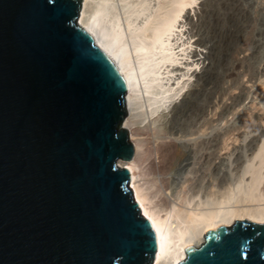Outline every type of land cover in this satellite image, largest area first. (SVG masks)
Wrapping results in <instances>:
<instances>
[{
  "label": "water",
  "instance_id": "obj_1",
  "mask_svg": "<svg viewBox=\"0 0 264 264\" xmlns=\"http://www.w3.org/2000/svg\"><path fill=\"white\" fill-rule=\"evenodd\" d=\"M83 0H0V264H153L157 236L119 159L127 83ZM177 264H264V222L207 231Z\"/></svg>",
  "mask_w": 264,
  "mask_h": 264
},
{
  "label": "bare ground",
  "instance_id": "obj_2",
  "mask_svg": "<svg viewBox=\"0 0 264 264\" xmlns=\"http://www.w3.org/2000/svg\"><path fill=\"white\" fill-rule=\"evenodd\" d=\"M197 3L198 0H83L79 15L80 23L113 59L127 83L123 126L128 128L135 151L130 159L118 161L130 169L134 196L155 230L158 248L153 264H177L210 229L232 226L244 218L264 222L263 129L255 137L253 142L257 143L250 148L251 156L247 155L235 180L228 185L226 178L221 179L224 190L219 193L217 189L219 196L206 199L182 194L163 197V175L172 165L186 163L190 155L182 151L176 137L147 147L142 136L151 124L156 126L157 121L169 116L179 119L192 107L193 82L203 78L209 57L208 46L195 41L191 31ZM172 125L175 127V120Z\"/></svg>",
  "mask_w": 264,
  "mask_h": 264
},
{
  "label": "rangeland",
  "instance_id": "obj_3",
  "mask_svg": "<svg viewBox=\"0 0 264 264\" xmlns=\"http://www.w3.org/2000/svg\"><path fill=\"white\" fill-rule=\"evenodd\" d=\"M195 7L191 31L195 41L208 46L209 57L200 84L193 82L192 107L179 119L169 116L151 124L142 135L147 147L176 137L190 155V161L172 165L163 175V197L219 196L225 187L221 179L228 185L235 180L264 131V0H198Z\"/></svg>",
  "mask_w": 264,
  "mask_h": 264
}]
</instances>
